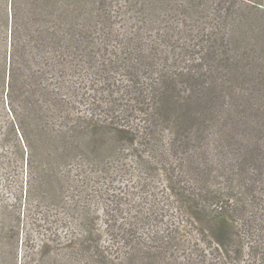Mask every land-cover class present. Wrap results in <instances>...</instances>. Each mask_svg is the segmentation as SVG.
I'll return each instance as SVG.
<instances>
[{"label": "trees", "instance_id": "16d2710c", "mask_svg": "<svg viewBox=\"0 0 264 264\" xmlns=\"http://www.w3.org/2000/svg\"><path fill=\"white\" fill-rule=\"evenodd\" d=\"M0 264H264V0H0Z\"/></svg>", "mask_w": 264, "mask_h": 264}]
</instances>
